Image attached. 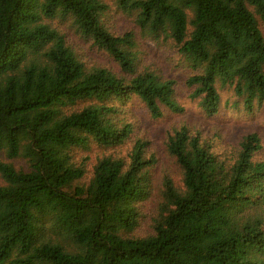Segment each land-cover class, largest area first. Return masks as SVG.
Segmentation results:
<instances>
[{
  "label": "trees",
  "instance_id": "1",
  "mask_svg": "<svg viewBox=\"0 0 264 264\" xmlns=\"http://www.w3.org/2000/svg\"><path fill=\"white\" fill-rule=\"evenodd\" d=\"M145 41L207 119L264 110V0H0V264H264L263 138L153 147L136 106L185 108Z\"/></svg>",
  "mask_w": 264,
  "mask_h": 264
},
{
  "label": "rangeland",
  "instance_id": "2",
  "mask_svg": "<svg viewBox=\"0 0 264 264\" xmlns=\"http://www.w3.org/2000/svg\"><path fill=\"white\" fill-rule=\"evenodd\" d=\"M112 23L122 31L126 22L116 18ZM142 51L145 64L151 65L159 75L177 82V98L185 108L181 114L167 112L163 119L152 120L143 106H136L135 112L138 115L140 129L152 142L153 147L160 149L165 132L173 125L185 122L202 125L212 134L218 133L219 139L226 146H236L243 136L252 133H258L264 140V110H259L253 115H246L239 109L226 108L228 95H224L220 113L213 119H207L201 114L197 104L189 98L191 90L186 87L185 81L190 73L184 67L180 57L173 50L158 48L150 41L142 43ZM262 157L264 158V151Z\"/></svg>",
  "mask_w": 264,
  "mask_h": 264
}]
</instances>
